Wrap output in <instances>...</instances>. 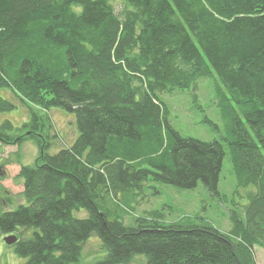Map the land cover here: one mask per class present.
<instances>
[{
    "label": "trees",
    "instance_id": "trees-1",
    "mask_svg": "<svg viewBox=\"0 0 264 264\" xmlns=\"http://www.w3.org/2000/svg\"><path fill=\"white\" fill-rule=\"evenodd\" d=\"M112 1L0 0V90L13 96H0V113L59 107L77 130L51 154L46 121L30 109L21 126L0 124L1 144L31 140L37 149L18 175L25 203L0 212V232L32 231L12 245L23 264H78L94 236L106 251L94 264H131L136 255L145 264H256L254 246L264 250V0H120L121 17ZM213 75L237 186L255 189L244 218L232 212L228 233L161 225L155 211L125 225L126 208L154 184L201 183L220 196L222 145L181 137L159 97Z\"/></svg>",
    "mask_w": 264,
    "mask_h": 264
},
{
    "label": "rangeland",
    "instance_id": "rangeland-1",
    "mask_svg": "<svg viewBox=\"0 0 264 264\" xmlns=\"http://www.w3.org/2000/svg\"><path fill=\"white\" fill-rule=\"evenodd\" d=\"M115 13L121 17L124 4L120 0L112 1ZM79 11V8H74ZM216 76L201 79L194 89L162 93L159 95L167 110V121L171 128L183 138H192L203 142H219L224 149L217 191L220 196L213 195L205 190L201 183L190 190L178 189L170 185L154 184L138 197L131 210L123 215L125 225H133L134 218L144 216L147 212H159V223L168 225L177 223L182 226H212L222 233L232 229L230 214L235 212L241 219L244 218V206L247 203L246 194L254 191L253 187H238L232 164L230 163L225 132L220 109L217 106ZM223 92L226 90L221 86ZM0 96L13 100L11 92L0 90ZM29 109L46 121L43 135H52L49 139V152L55 153L65 145H70L77 135L75 119L59 107L44 110L34 105L18 106L16 109L0 113V124L9 120L15 127L29 121ZM206 121H209L211 126ZM41 134V133H40ZM54 136V137H53ZM37 156V149L31 140L23 142L20 146L4 145L0 143V187L5 191L0 193V212L15 209L19 204L25 203L22 197V180L19 171L22 165H33ZM8 199V200H6ZM107 208L113 213L117 211L109 200ZM74 215L84 218V210L75 211ZM18 229L10 235L18 238L30 236ZM8 234L0 232V264H23L13 246L4 243L3 238ZM253 254L256 264H264V250L254 246ZM106 255L98 237H91L83 247L78 264H94ZM144 255H136L131 264H145ZM73 264V263H71Z\"/></svg>",
    "mask_w": 264,
    "mask_h": 264
},
{
    "label": "water",
    "instance_id": "water-1",
    "mask_svg": "<svg viewBox=\"0 0 264 264\" xmlns=\"http://www.w3.org/2000/svg\"><path fill=\"white\" fill-rule=\"evenodd\" d=\"M3 241L6 245L10 246V245L16 243L17 238L13 235H9V236L4 237Z\"/></svg>",
    "mask_w": 264,
    "mask_h": 264
},
{
    "label": "bare ground",
    "instance_id": "bare-ground-1",
    "mask_svg": "<svg viewBox=\"0 0 264 264\" xmlns=\"http://www.w3.org/2000/svg\"><path fill=\"white\" fill-rule=\"evenodd\" d=\"M49 135V134H48ZM50 137L52 136V135H49ZM54 137V136H53ZM50 140H54V139H52V137L50 138Z\"/></svg>",
    "mask_w": 264,
    "mask_h": 264
}]
</instances>
